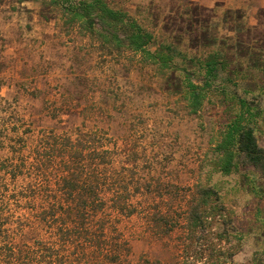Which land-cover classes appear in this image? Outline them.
I'll use <instances>...</instances> for the list:
<instances>
[{
    "label": "rangeland",
    "instance_id": "rangeland-1",
    "mask_svg": "<svg viewBox=\"0 0 264 264\" xmlns=\"http://www.w3.org/2000/svg\"><path fill=\"white\" fill-rule=\"evenodd\" d=\"M99 1L122 21L85 9L95 0H0V191L39 177L56 192L38 150L80 128L113 149L114 189L132 194V213L113 211L129 264H264V172L225 152L234 127L264 146V0ZM133 22L153 55L128 44ZM210 59L218 76L194 109L188 82L205 81Z\"/></svg>",
    "mask_w": 264,
    "mask_h": 264
},
{
    "label": "trees",
    "instance_id": "trees-1",
    "mask_svg": "<svg viewBox=\"0 0 264 264\" xmlns=\"http://www.w3.org/2000/svg\"><path fill=\"white\" fill-rule=\"evenodd\" d=\"M94 3L85 9L98 5L108 18L122 21L125 13L112 10L99 0ZM132 24L137 29L127 36L128 44L153 55L146 48L151 35L141 32L136 22ZM204 66L205 81L202 84L188 82L194 109L201 102L202 90L211 86L213 78L218 76L214 59L206 61ZM230 133V145L225 146L229 161L235 155L241 156L264 172V146L259 144L254 129L234 127ZM51 138V145H42L38 151L39 155L50 151L49 160L57 170L58 190L48 191L49 179L37 177L19 190L14 189L9 196L4 190L0 191V264H129V242L115 226L113 211L115 214L122 210L132 213V194L114 189L113 149L97 145L80 128L75 135L53 133ZM22 164L25 170H41L42 167L41 163L30 159L23 160ZM225 170H230L229 163L225 164ZM212 192L210 187L201 189L200 195L206 198L204 203L209 202ZM197 194L198 190L193 192L187 212L192 227L198 226L202 218ZM10 198L24 204L18 215L10 207ZM145 262L149 260L141 264Z\"/></svg>",
    "mask_w": 264,
    "mask_h": 264
}]
</instances>
